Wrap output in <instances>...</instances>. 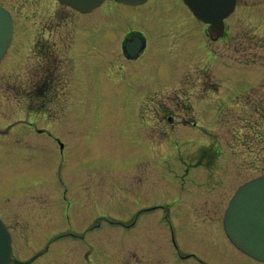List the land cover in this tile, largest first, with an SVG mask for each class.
<instances>
[{
    "label": "rangeland",
    "instance_id": "rangeland-1",
    "mask_svg": "<svg viewBox=\"0 0 264 264\" xmlns=\"http://www.w3.org/2000/svg\"><path fill=\"white\" fill-rule=\"evenodd\" d=\"M258 2L241 3L219 41L198 22L192 24L193 46L187 38L178 46L184 28L169 26L179 36L173 42L165 38L147 62L133 64L122 54V33L110 44L111 1L81 15L55 0H0L15 21L0 63V215L12 234L11 264L33 258L31 264H186L172 256L158 214L147 218L150 229L139 220L151 205L170 203L175 193L178 207L187 205L190 183L207 180L191 177L204 167L202 161L218 163L215 170L221 169L213 175L228 195L264 174V0ZM144 7L157 8L158 14L179 12L172 5L164 11L162 0ZM42 80L57 81L42 93ZM175 92L191 93L190 107L179 113L191 110L187 119L201 132L195 126L185 133L197 149L181 144L173 149L179 178L189 179L172 192L158 180L163 164H156L167 148L152 140H177L182 125L191 123L178 113L179 123L165 132L149 128L146 153L138 144L145 132L138 110L151 96ZM42 108L47 113L36 112ZM216 202L208 201L214 209ZM206 209L193 214L210 216ZM182 216L173 213L181 253L206 264L259 263L214 256L213 242L204 232L194 236Z\"/></svg>",
    "mask_w": 264,
    "mask_h": 264
},
{
    "label": "flooded vegetation",
    "instance_id": "flooded-vegetation-1",
    "mask_svg": "<svg viewBox=\"0 0 264 264\" xmlns=\"http://www.w3.org/2000/svg\"><path fill=\"white\" fill-rule=\"evenodd\" d=\"M151 0H149L146 4L130 7L122 3H118L115 0H111L110 3V11L108 13H112L114 15L113 21L111 23V27L109 29V36L111 37L110 44L112 45L113 42H115L116 37H118L122 33V38L120 40V47L122 54L124 58L127 60V62H134L133 64L143 63L147 62V58L149 54L154 51V48L156 44H163L164 39L167 38L169 42H171L176 36H179V33H173L172 28L168 29L169 26H175L179 25L184 28V32L181 36L185 37V39H180L178 41V46L180 43H187L183 42L185 40L189 41L188 46H193L191 43V38L194 37V33L196 29L194 30L195 23L197 22V18L194 16V14L191 12L189 7L186 5L184 0H162L165 5H172L173 9L179 12L176 13H157L155 10L157 8H145V5H148ZM249 4V0H237L236 1V9L232 13L231 16L238 14L237 11L238 6L241 4ZM260 3V0L258 4ZM154 4V3H153ZM123 11V12H122ZM166 11V8L164 9ZM237 11V12H236ZM130 15H137L138 18H141V22L133 21L132 17ZM230 16V17H231ZM148 23L147 25H145ZM193 24V25H192ZM145 25V28L143 27ZM188 33V34H187ZM187 38V39H186ZM173 42V41H172ZM175 43V41H174ZM136 50L137 57L134 59L130 58L128 54L132 51ZM191 51V50H188ZM150 62L152 64H155V61ZM134 74V72H131ZM172 78L168 80H172ZM143 80H148L147 78H143ZM191 95V93H189ZM184 93H172V94H161V97L159 98H148L145 100L143 107L138 110L140 113V116L142 117V127L145 130L142 136V141L138 142V144H141L142 147H145V152L149 153V128L154 130V132H165L167 128H172L173 126L177 125L179 121L175 118V115H177L181 110L186 108L187 106L190 107V101L191 97ZM187 112H181L178 115L182 116L183 122L191 123V125H182L183 129L180 133L183 132L181 137H177V140H172L170 142H163L159 141V139L154 138L152 141L155 142V146L158 148H167L170 150H173L174 148H177L176 146H179L181 144L182 148L189 149V147L196 148V141L188 139V133L185 136V133L188 131H191L192 128H194L197 124V122L188 120L187 115L191 110L186 109ZM206 111V110H204ZM208 113V111H206ZM153 123V124H151ZM201 124V123H200ZM204 125V124H202ZM206 129H202L203 131H208V127L204 125ZM196 129L200 131V127L196 126ZM198 131V132H199ZM46 131H40V133H45ZM201 132V131H200ZM48 134H51L48 132ZM178 134V135H179ZM159 135V134H158ZM157 136V135H156ZM174 136V135H173ZM183 136V137H182ZM160 137V136H158ZM172 137V136H171ZM167 145V146H166ZM196 146V147H195ZM174 151V150H173ZM167 157H162V161H157L156 164H163L160 166V172L161 174H158L160 177V181L167 182L169 184V190L174 192L176 190L175 185H184V182L188 178H183L181 180L179 178V172H180V165L177 161V158L175 156V164L176 169H173L169 167L170 162L167 161ZM144 159H148V156ZM212 164V163H211ZM211 164L201 163V166L204 167L201 169L200 172L192 174V178L194 180H201L207 176V180L204 181H198V183L193 184L190 183V196L188 197V204L183 207H178L177 201L175 200L178 197V194H172L174 199L170 201V203L164 205V204H155L151 205L150 207L152 209L146 210L145 214L142 216V220H139V223L141 225H145L147 222V218L149 217L152 219L154 215H157L156 222L157 224H161V227H163L168 234V242L171 247L172 256L174 259L177 257V260L179 258L182 259H193L198 258L193 253L186 252L181 253L179 250L178 245V230L175 228V223L173 220V213L175 215H178L179 212L183 214V216L179 219L182 221H188L189 222V229L192 232L194 236L202 235L204 232V235L207 236L208 239H210L213 242V248H214V256H222L226 255L228 259H235V258H243L245 257L243 254L239 252V250L232 245V243L227 238L224 226H223V217L225 209L228 205L229 201V195L227 194V189L223 192L221 190V184H217V179L214 178L213 173L220 170L216 169V165L218 163L215 162V165L211 166ZM166 170V171H165ZM200 173V174H199ZM184 174H190V172H186ZM199 174V177L197 178V175ZM161 176H163L161 178ZM165 176V177H164ZM146 177V176H145ZM167 178V179H165ZM201 178V179H199ZM180 179V182H179ZM149 180V179H147ZM158 180H153L151 183H156ZM42 180H40L41 183ZM224 182V181H223ZM148 182H142V184L147 185ZM223 192V193H222ZM216 198L217 208H213L211 204L208 203L210 199ZM199 203L202 204V206H208L207 212L210 214V216H206L202 213L198 215H194L193 212L198 211L201 207L199 206ZM210 206V207H209ZM219 210V211H218ZM220 213H222V216H220ZM215 216V217H214ZM214 218V222H213ZM132 225H136V220L131 223ZM148 227V222L146 224ZM150 229V227H148ZM215 240H218V242H214ZM147 243V242H145ZM192 252V251H191ZM229 254H232V256H229Z\"/></svg>",
    "mask_w": 264,
    "mask_h": 264
},
{
    "label": "water",
    "instance_id": "water-1",
    "mask_svg": "<svg viewBox=\"0 0 264 264\" xmlns=\"http://www.w3.org/2000/svg\"><path fill=\"white\" fill-rule=\"evenodd\" d=\"M83 13L91 12L105 0H59ZM127 4H142L147 0H117ZM194 14L211 24L213 40L224 33V18L235 6V0H185ZM13 34L10 13L0 6V62L6 54ZM136 50L132 57H136ZM225 229L232 242L243 252L264 262V176L243 184L230 200ZM11 234L0 219V264H10L12 256Z\"/></svg>",
    "mask_w": 264,
    "mask_h": 264
},
{
    "label": "bare ground",
    "instance_id": "bare-ground-1",
    "mask_svg": "<svg viewBox=\"0 0 264 264\" xmlns=\"http://www.w3.org/2000/svg\"><path fill=\"white\" fill-rule=\"evenodd\" d=\"M195 149L194 147H189L188 151H193ZM164 157H167V161L170 162L169 167L176 169V164H175V154L173 150H169L168 152H164ZM200 174V173H199ZM199 174L197 175V178L199 177Z\"/></svg>",
    "mask_w": 264,
    "mask_h": 264
},
{
    "label": "trees",
    "instance_id": "trees-1",
    "mask_svg": "<svg viewBox=\"0 0 264 264\" xmlns=\"http://www.w3.org/2000/svg\"><path fill=\"white\" fill-rule=\"evenodd\" d=\"M57 80H42L41 82H42V85H43V87H42V93H45V91H46V89H47V87H51V85H53V83H55ZM43 109H45V108H42V110Z\"/></svg>",
    "mask_w": 264,
    "mask_h": 264
}]
</instances>
